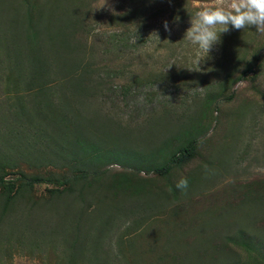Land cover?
Here are the masks:
<instances>
[{
  "label": "rangeland",
  "instance_id": "374dc122",
  "mask_svg": "<svg viewBox=\"0 0 264 264\" xmlns=\"http://www.w3.org/2000/svg\"><path fill=\"white\" fill-rule=\"evenodd\" d=\"M205 6L0 0V176L69 180L0 191V264H254L241 236L264 264V36L230 26L198 65L185 34ZM36 43L58 66L45 95ZM82 66V96L56 86Z\"/></svg>",
  "mask_w": 264,
  "mask_h": 264
},
{
  "label": "clouds",
  "instance_id": "9594fccd",
  "mask_svg": "<svg viewBox=\"0 0 264 264\" xmlns=\"http://www.w3.org/2000/svg\"><path fill=\"white\" fill-rule=\"evenodd\" d=\"M190 23L185 39L197 46L194 62L199 65L201 54L208 57L214 46L220 43L221 35L229 32L230 26L236 30L254 27L258 35L264 36V0H213V6L198 10ZM164 27L170 31L167 21ZM143 100V96L139 97L140 102ZM176 187L182 192L186 190L187 178L182 177Z\"/></svg>",
  "mask_w": 264,
  "mask_h": 264
},
{
  "label": "trees",
  "instance_id": "16d2710c",
  "mask_svg": "<svg viewBox=\"0 0 264 264\" xmlns=\"http://www.w3.org/2000/svg\"><path fill=\"white\" fill-rule=\"evenodd\" d=\"M33 37H35V36L32 35V38ZM35 42H36V40L33 38V43H35ZM64 43L70 44V42H68L67 39L65 41H63L61 43V45H64ZM72 51H74V50H72ZM69 55L70 54H68V56ZM52 60L55 61V57H53V56L50 57V55L45 53V51L41 47H39V45L37 43L34 45V47H32V64H33V66H32V76H33L32 91L33 92H35L37 94L39 93V94L45 95V93H48V91L51 90V88H49V86L47 84L48 81L47 82L41 81V78H50L51 75L54 73V71L52 69H58V66L55 65V63H53ZM60 61H62V58ZM76 66H78V64ZM86 66L76 67V70L74 71V73L70 72V73H67L66 75L60 77L58 79L60 82L57 84L58 81H55L54 85L57 84L56 86H59V88L62 89L64 87V84L65 85L67 84V86L75 89V91H73L75 97L82 96L86 90H85V86L83 85V81L81 80L83 78V76L81 74L86 71ZM245 73L246 72H244L243 75ZM62 79L64 81L63 83L61 82ZM43 102H45V104H46V107L44 109L46 111H48L46 101L43 100ZM52 107H54V105H52ZM62 118L63 117H57L55 119L56 122L59 124V126L62 125L61 124L63 121ZM75 142H77V141H75ZM196 145H197V141L194 140V141L189 142L186 146L178 149L176 154H174L168 160V162L165 165L157 168L155 170V172L159 176H165L174 167H177V166L183 164L184 162H187L188 160L192 159L194 157V154H195L194 151L196 149ZM84 152H86V151L84 150ZM86 175H87L86 172L83 171L81 173H76V175L73 174L72 178H81V177H85ZM68 181H69L68 179L67 180H61V181L53 180L51 177L35 176V177H31V178H26L25 176H20V182H23V183L18 184L16 182V180L4 181V177L0 176V191L3 194L7 193L10 195L14 190L17 191L18 187L21 186L22 184H26L30 187H33L35 184H39V183L56 184L59 186V185L68 184ZM57 191H58L57 188H53L50 190V193L52 194V193H55ZM241 240H242L241 245H243L242 250H244L247 253H252L253 255L251 256V260L254 261V264L255 263L257 264L259 261L258 260L259 255L253 250V247L256 245L257 246H260V245L254 243L253 239L251 240V239L244 237V236H241Z\"/></svg>",
  "mask_w": 264,
  "mask_h": 264
}]
</instances>
